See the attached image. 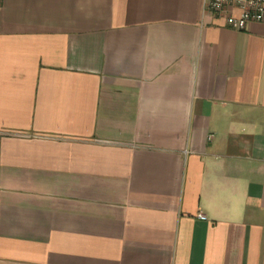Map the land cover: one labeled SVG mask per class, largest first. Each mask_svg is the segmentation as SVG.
I'll return each instance as SVG.
<instances>
[{
  "label": "crops",
  "instance_id": "0c3cea01",
  "mask_svg": "<svg viewBox=\"0 0 264 264\" xmlns=\"http://www.w3.org/2000/svg\"><path fill=\"white\" fill-rule=\"evenodd\" d=\"M206 3L0 0V264H264V21Z\"/></svg>",
  "mask_w": 264,
  "mask_h": 264
},
{
  "label": "built area",
  "instance_id": "2783aa9c",
  "mask_svg": "<svg viewBox=\"0 0 264 264\" xmlns=\"http://www.w3.org/2000/svg\"><path fill=\"white\" fill-rule=\"evenodd\" d=\"M235 6L241 9L239 15L229 12V9ZM206 8L220 14L225 24L235 30H245L251 22L264 21V0H207ZM199 217L206 218L204 214Z\"/></svg>",
  "mask_w": 264,
  "mask_h": 264
}]
</instances>
